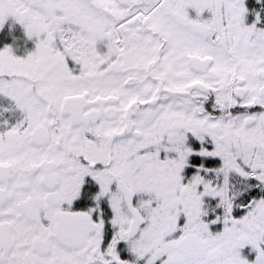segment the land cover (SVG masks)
Instances as JSON below:
<instances>
[{"label":"flooded vegetation","instance_id":"flooded-vegetation-1","mask_svg":"<svg viewBox=\"0 0 264 264\" xmlns=\"http://www.w3.org/2000/svg\"><path fill=\"white\" fill-rule=\"evenodd\" d=\"M255 249L264 0H0V264Z\"/></svg>","mask_w":264,"mask_h":264},{"label":"water","instance_id":"water-1","mask_svg":"<svg viewBox=\"0 0 264 264\" xmlns=\"http://www.w3.org/2000/svg\"><path fill=\"white\" fill-rule=\"evenodd\" d=\"M180 251L187 258L199 259L204 256L206 252V242L197 236H187L179 243ZM213 256L212 258H215Z\"/></svg>","mask_w":264,"mask_h":264},{"label":"rangeland","instance_id":"rangeland-1","mask_svg":"<svg viewBox=\"0 0 264 264\" xmlns=\"http://www.w3.org/2000/svg\"><path fill=\"white\" fill-rule=\"evenodd\" d=\"M14 96H16V95H14ZM262 238L261 237H259V241L261 240ZM259 243V242H258ZM258 243L257 244H255L256 246L258 245ZM256 250V252L255 253H252V257H253V260L252 261H250V262H241V261H239L237 264H263V257H262V254H259L258 253V250L257 249H255ZM171 256L172 257H176L177 255H176V253L173 251L172 253H171ZM148 261H150V260H148ZM147 261V262H148ZM187 264H193V263H187Z\"/></svg>","mask_w":264,"mask_h":264}]
</instances>
